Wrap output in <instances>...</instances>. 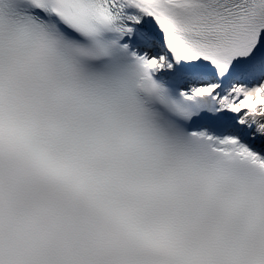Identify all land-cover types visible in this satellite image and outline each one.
I'll use <instances>...</instances> for the list:
<instances>
[{
  "label": "snow or ice",
  "instance_id": "obj_1",
  "mask_svg": "<svg viewBox=\"0 0 264 264\" xmlns=\"http://www.w3.org/2000/svg\"><path fill=\"white\" fill-rule=\"evenodd\" d=\"M0 264H264V0H0Z\"/></svg>",
  "mask_w": 264,
  "mask_h": 264
}]
</instances>
